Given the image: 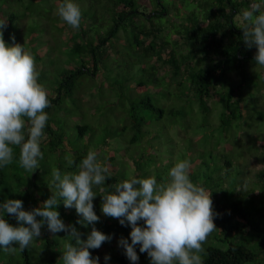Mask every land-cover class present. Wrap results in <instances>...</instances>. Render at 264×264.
I'll list each match as a JSON object with an SVG mask.
<instances>
[{
    "label": "trees",
    "instance_id": "1",
    "mask_svg": "<svg viewBox=\"0 0 264 264\" xmlns=\"http://www.w3.org/2000/svg\"><path fill=\"white\" fill-rule=\"evenodd\" d=\"M186 1L194 3L196 7L192 8L189 12L186 11ZM0 2L4 4L1 6L3 7L2 9H11V12H8L7 28H11V23L13 21L16 22V20L21 17L33 16L41 20L37 29H46L48 25H53L56 28L60 27L61 30L66 29V32L69 34L66 43L67 47L64 45L63 47L57 48V50L61 54L68 51V59L77 61L75 62L76 66L74 68L67 67V69H65L66 66L64 64H58V66L63 68L60 74L62 82L59 84L56 94L52 93V95H48L50 107L46 108L45 111L49 116V120L44 130L47 139L42 143L41 150L46 146L58 148L62 145L64 138H66L65 133L67 130L63 131L62 128L56 127L52 118L53 112L55 113L54 117L61 112L58 108L56 109V107H60L59 105L62 102L60 91L63 89L64 93L71 97L75 90L77 79L83 74H87L94 79H97V77L101 79L100 66L109 57L108 50L112 49L111 42L115 40L121 29L123 32L125 31V27L131 28V32H134L131 44L135 45L136 48L142 47L145 50L146 56L149 57V64L153 72L164 76L167 74L169 76L168 80L173 83V86L187 84L191 96L196 99L199 111L203 114L205 119L208 120L207 125H209L211 121L213 109L211 102L223 103V111L219 114L217 126L212 132L218 131L220 136L228 138L229 134H234L236 132L232 129L233 124L240 123L241 126V122H244L245 127H248L249 125L245 121L241 105H246L245 107L249 109L250 117L253 118L251 120L257 121L258 124L264 122V108H257L255 111L253 108L250 109L244 97L238 98L236 100V105H233L231 94L219 93L220 89L223 90V86L230 83H236L237 86L240 87V90L251 89V86H246V84L249 82L247 81V76L255 73L254 71L248 70L250 65H255L253 60L254 52L243 43L242 32L239 29V23L236 21V18L241 13L242 9L250 6L253 0H180L182 12H180L181 14L179 15L182 16L178 21L182 22L180 24L182 34L179 32L173 34V49L169 48V43L164 45L163 41H161L162 45L160 46L159 44L158 47L155 39H152L155 34V28L153 27H151V30H148L147 27L145 30H142V33H145L144 38H141V32L138 33L136 31L138 28L136 20L140 15L148 21L157 16H165L166 18L169 16L171 17V9L167 7L161 6L155 14L146 16L145 14L147 13L142 14L138 11L137 3H139V0H113L111 6L113 23L111 28L105 35L101 36V38L92 40L94 37L93 35L90 36V40L87 34L90 35L91 31L87 32L84 30L86 27L83 28L84 22H82V16V24H80L79 27L80 30L78 28L73 35H70V31H73L70 28L71 26L67 25L65 22L64 24L56 23L50 18L49 12H47L45 8L43 9V6L37 11L31 12L34 4L45 2V5L48 0H0ZM155 2L162 4L161 0H155ZM57 3L58 0H56V4ZM90 5H93L94 8L97 9L96 6L99 5V1L92 0ZM12 10H16V12L13 11V13ZM53 21L55 23H53ZM126 21H129V26L125 25ZM40 25L41 28H39ZM104 26L105 24L100 27L98 34L100 33L99 31L104 29ZM161 29L165 31L166 26H164V28L161 26ZM158 32H160L159 29ZM40 38L42 37L38 32H32L30 39H24L19 42L20 39L18 38L16 43L19 42V44H23L25 49L31 50L35 59L39 60L40 53L44 52L48 54L55 50V47L51 46H47L46 48L40 47L42 44L38 43ZM79 38H84L81 43L77 41ZM127 39L128 38H125L124 40L125 44L128 43ZM157 47L158 52L157 55H155L154 53ZM115 49L116 47H114L112 51ZM85 63L89 67H87ZM141 66L145 67L146 65L141 64ZM40 72L41 74L39 73V76L41 77L39 79H46L49 75L46 70L45 72ZM231 75L234 76V78ZM41 82L42 81L39 83ZM139 85L141 86L140 90L138 89ZM131 86L133 89H137V93L145 91V86L142 83L137 84L131 81ZM113 87L114 85L111 86L112 89ZM261 88H263L262 85L258 89L259 96L256 98L258 101H260ZM136 102L138 103L136 104ZM136 102L134 100L129 102L131 108H133V106H139L140 104H147L153 109L147 96L139 101L136 100ZM256 106L257 105H255V108ZM194 109L196 108H193V110ZM173 111L174 116L178 114L186 116L182 114L181 109L177 111V109L174 108ZM80 119H84L83 116H81ZM130 120L132 124H134L132 128L134 129L136 127L137 133L146 123L145 120L137 118L133 110L130 115ZM188 128L189 123L187 128L183 129L182 132L185 133ZM75 129L77 134L73 145L77 147L82 145L85 149L86 145L93 143V136L96 132L94 126L90 124L75 125ZM58 131H60V133ZM144 132L145 131H143V133ZM87 135L89 138H86ZM136 140L135 136H133L130 142L134 143ZM85 141H87V143H85ZM154 149L158 152L162 151V149L158 147H154ZM217 149L218 147L215 148V150ZM14 151V160L17 163L13 161V163L7 167H0V202H3L5 199H16L17 197V194L14 192H7L6 190L7 179L10 173L17 171L19 167V148H16ZM221 151H224V149H221ZM84 153L82 149L80 154ZM135 154L136 151L130 153L128 149V151L122 153V161L114 160L113 155H110L108 164L112 165L109 166L112 177L107 183H115L118 180H123V178L119 179L116 174V176L114 175L120 167L128 170V168L133 169L136 165H140L139 160H132ZM195 154L196 156L190 160L192 166L190 179L194 183H202V186L206 190L212 192L211 199L213 201V211L218 214L214 219L217 230L213 232H215L214 235L217 240L227 245L225 249H221L217 246L203 244L206 253L203 256L204 264H264V157L258 158L260 162H263L262 166L259 165V167L251 170L252 173L250 176L252 181L254 179V186L245 189V186H248L245 181L248 174L246 173V165L243 160L238 164L234 162L232 158L226 156L225 153L220 155L215 154L219 156V162L223 163L222 166H215L216 164L214 162L202 160L201 156H197L198 153ZM128 155H132V158H128ZM240 156L242 159L243 155H239L238 157ZM79 157L80 156L77 155L74 158V164L79 161ZM124 165L128 168L123 167ZM198 165L199 167L202 165L206 169V173L203 174L202 178H199L196 173ZM233 165H239L242 168L244 177L243 180L231 181L229 185L232 191L229 190L228 192V189L222 190V180L226 177V171H229ZM137 166L134 170L135 172L137 170L139 171ZM210 169L212 170L210 171ZM39 171L40 168L36 169L32 173V177L38 176ZM119 173L120 171L117 172V174ZM222 176L224 177L223 179L221 178ZM238 186L240 189H238ZM32 187L33 184H28V186L21 191L24 194ZM29 195L30 193L28 197ZM31 195L33 196V194ZM22 202L29 203L25 200ZM39 204H37V206ZM57 211H59L61 219L67 217L66 225H73L78 232L84 234L81 236V239L85 238L86 234L90 231V227L89 229L87 228V230L76 223L77 220L80 219L76 212H70V210L66 208H62L61 211L57 208ZM94 211L96 215L100 217L95 227L105 235H111L112 239L109 242H105L99 249L89 250L92 256L99 257V264H105V255L110 257L107 264H130V261L123 253V249L118 247V240L121 237L129 239V232L131 229L121 226L117 219L110 220L105 218L95 207ZM5 218L9 223L13 225L16 224V221L7 214ZM42 233L44 235V240L39 242L38 248H32L30 246L21 252L17 246V252L15 254L20 257L21 264H63L62 260H60L62 250L58 247L61 242L69 241L70 238L66 236L64 232L62 237H52L46 226L42 229ZM136 251L139 256L138 264H150V258L146 253H140L138 246L136 247ZM6 254H8V252L0 248V264L1 261L6 258ZM8 264H11V260L8 261Z\"/></svg>",
    "mask_w": 264,
    "mask_h": 264
},
{
    "label": "rangeland",
    "instance_id": "2",
    "mask_svg": "<svg viewBox=\"0 0 264 264\" xmlns=\"http://www.w3.org/2000/svg\"><path fill=\"white\" fill-rule=\"evenodd\" d=\"M98 1L99 5L96 6V9L93 5H90L92 0H72L81 10L82 22H84L83 28L86 27L84 30L87 32L91 31L90 35L87 34L90 40V36L93 35L94 37L92 40L101 38V36L105 35L111 28L113 23L111 16L113 0ZM161 1L162 4H158L155 0H139V3H137L138 11L142 14L147 13L145 15L149 16L155 14L158 8L160 9V7L163 6L171 9V17L169 16L166 18L165 16H157L148 21L140 15L136 20L138 27L136 31L142 33V30H145L146 27L148 30H151V27H153L155 28V34L152 39H155L158 47L159 44L160 46L162 45L161 41H163L164 45L169 43V48L173 49V34L176 32L182 34L180 26L182 22L178 21L182 16L179 15L181 14L180 12H182V4L180 0ZM45 2L34 4L31 12L33 13L43 6V9L45 8L46 11L49 12L48 14L51 19L58 24H64L56 14V0H48L45 4L47 6L44 5ZM2 5L4 4L0 2V19L7 20L8 12H11V9H2ZM195 7L196 5H194V3L186 1V11L189 12ZM13 11L16 12V10H12V12ZM40 21L41 20L33 16L21 17L16 20V22L13 21L11 23V28H6L4 31V40L11 46L12 41L10 36H14L15 42L18 38L20 39L19 42H21L24 39H30L32 32H38L42 37L38 41L39 44L42 43L40 47H55V50L48 54L44 52L40 53L39 60H36L34 57L37 72L41 74L40 71L45 72L46 70L49 73L46 79H39L41 76H38V83L42 81L40 84L45 87L48 95H52V93L56 94V90L62 82L60 74L63 68L58 66V64H64L66 66L65 69H67V67L74 68L76 66L75 62L77 61L68 59V51L61 54L57 50V48L63 47L64 45L67 47L66 43L69 34L66 32V29L61 30L60 27L56 28L53 25H48L46 29H37ZM54 21L53 23H55ZM104 24V29L99 31V35L98 30ZM125 25L129 26V21H126ZM161 26L163 28L166 26V30H162ZM39 28H41V25ZM70 28L73 30L70 31V35H73L78 30L72 27ZM158 29L160 32H158ZM131 31L132 29L129 27H125L124 32L121 29L115 40L111 42V48L113 49L116 47V49L114 51H112V49L108 50L109 57L100 66L101 79L100 77L94 79L87 74H83L77 79L75 84L76 87L71 97L64 93L63 89L60 91L62 102L59 105L60 107H56V109L58 108L61 112L56 117H54L55 113L53 112L52 118L56 127L62 128L63 131L67 130L65 133L66 138H64L62 145L58 148L46 146L42 150L43 159L39 161L38 169L40 168V171L38 176L32 177L31 172L25 171L20 166L17 171L10 173L7 179L6 190L7 192L12 191L17 194L16 199L29 202L23 203L24 210L37 207V204L42 203L54 193L55 190L50 184L52 169L59 168L62 172L76 170L80 161L86 156L89 150H94L96 153L98 152V160L108 166H112L108 164V158L111 154L114 160L122 161L123 152L128 151V149L130 153L136 151L132 160L140 161V165H136L139 171H134L136 166L133 169H129L124 165L123 167H127L128 170L120 167L118 169L120 173L117 174V171L114 175L116 174L119 179H127L130 176L142 178L155 176L158 182L166 178L167 172L173 166L176 158L187 159L190 162L191 158L196 156L195 153H198L197 156H201L202 160L214 162L216 164L215 166H222L223 163L219 162V156L215 154L220 155L225 153L226 156L232 158L233 161L238 164L243 160L246 165V173L248 174L245 179L248 186H245V189L254 186V179L253 181L251 180L250 174L252 173V169L259 167V165L262 166L263 164L258 158L264 157V122L258 124L257 121L251 120L253 118L250 117L249 109L245 107L246 105H241L245 121L249 125L248 127H245L244 122H241V126L240 123L233 124L232 129L236 132L234 134H229L228 138L220 136L218 131L212 132L217 126L219 114L223 111V103L211 102V106L213 107L211 121L210 124L207 125L208 120H206L199 111L196 99L191 96L187 84L173 86V83L169 82V76L167 74L164 76L153 72L149 64V57L146 56L145 50L142 47L136 48L135 45L131 44L134 37V32L132 33ZM144 34L145 33H142L141 38L145 37ZM125 38H128V43L126 44L124 42ZM83 39L79 38L77 41L81 43ZM158 47L155 50V55H157ZM251 50L255 54V47H252ZM141 64H145L146 66L142 67ZM85 65L87 64L85 63ZM87 67L89 66L87 65ZM248 70L255 72L247 76V81L249 82L246 86H251L250 90H240V87H238L236 83H230L223 86V90L220 89L219 93L231 94L233 105H236V100L238 98L244 97L250 109L253 108L254 111L257 110V108L263 109L264 68L250 65ZM232 77L234 78V76ZM131 81L137 84L142 83L145 86V91L137 93V89H133L131 86ZM112 85H114L113 89L111 88ZM261 85L263 88H261L260 101H258L256 98L259 96L258 89ZM138 89H141L140 85ZM145 96L149 98L153 109L147 104H140L139 106H133V108H131V105H129L131 100L136 102V100L139 101ZM137 103L138 102H136V104ZM255 105H257L256 108ZM174 108H176L177 111L181 109L182 114L186 116L179 114L174 116ZM193 108L196 109L193 110ZM132 110L137 118L146 121L145 125L140 128L141 130L138 133L136 127L134 129L132 128L134 127V124H132L130 120ZM81 116H83L84 119L81 120ZM188 123L189 128L185 133L182 132L183 129L187 128ZM84 124L94 126L96 132L93 136V143L86 145L85 149L80 145L83 152H85L84 154H80L82 149L73 145L77 134L75 125ZM143 131L145 132L143 133ZM58 132L60 133V131ZM133 136H135L137 140L131 143L130 141ZM86 138H89V136L87 135ZM85 143H87V141H85ZM154 147L161 148L162 151L158 152ZM216 147H218L217 150H215ZM221 149H224V151H221ZM77 155L80 156L79 161L74 164V158ZM239 155H243L242 159L241 156L238 157ZM128 158H132V155H128ZM14 162L17 163L15 160ZM211 170L212 169H210V171ZM196 173L199 178H202L203 174L206 173L205 167L202 165L199 167L198 165ZM243 177L244 173L242 168L239 165H233L229 171H226V177H221L222 179L224 178L222 180V190L228 189V192L229 190L232 191L229 185L230 182L243 180ZM28 184H33V187L28 191L30 193L29 197L28 192L23 194L21 191L23 188H26ZM238 189H240L239 186ZM31 194H33V196ZM97 195L98 196L93 200V204L94 207L101 212V198L99 197L100 193L98 191ZM57 208L61 211V209L64 208L63 203L61 202ZM69 210L70 212H75V209ZM105 218L113 220V218L110 217ZM62 220L66 225L67 217H64ZM214 233L215 232H212L208 236L209 238L207 237L204 245L217 246L221 249H225L227 245L217 240ZM50 235L52 237H62L63 232L56 234L50 233ZM43 236L42 233L39 240L34 242L31 247L38 248L39 242L44 240ZM65 242L59 244L58 248L60 250H63V244ZM15 253L8 252V254L5 255L6 258L1 261V264H8L9 260H11V264H21L20 257Z\"/></svg>",
    "mask_w": 264,
    "mask_h": 264
},
{
    "label": "clouds",
    "instance_id": "3",
    "mask_svg": "<svg viewBox=\"0 0 264 264\" xmlns=\"http://www.w3.org/2000/svg\"><path fill=\"white\" fill-rule=\"evenodd\" d=\"M56 14L73 29L80 27L81 10L72 0H58ZM237 21L245 46L256 49L255 65L264 68V0H253ZM6 28L7 20L0 19V167L12 164L19 148V166L33 173L43 159L41 145L47 139L44 130L49 120L45 109L50 100L38 83L33 54L14 36L9 46L4 40ZM191 167L187 159L176 158L159 182L155 176H130L107 183L112 177L110 167L89 150L76 170L52 169L50 184L55 191L37 207L24 210L19 199L0 202V248L15 253L18 246L23 252L39 240L46 226L50 233L64 232L70 238L63 244V264H99V257L89 250L99 249L112 236L95 227L100 220L93 204L98 191L103 216L131 229L130 242L124 237L118 240L130 264H138L137 246L150 264H204L203 244L217 230L218 214L213 211L212 192L190 179ZM61 202L64 208L75 209L80 217L77 224L90 227L85 238L73 225H65L56 210ZM109 259L105 255V264Z\"/></svg>",
    "mask_w": 264,
    "mask_h": 264
}]
</instances>
